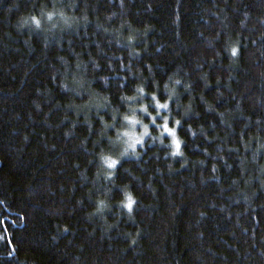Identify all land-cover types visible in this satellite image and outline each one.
I'll list each match as a JSON object with an SVG mask.
<instances>
[{
  "label": "trees",
  "instance_id": "16d2710c",
  "mask_svg": "<svg viewBox=\"0 0 264 264\" xmlns=\"http://www.w3.org/2000/svg\"><path fill=\"white\" fill-rule=\"evenodd\" d=\"M0 264H264V0H0Z\"/></svg>",
  "mask_w": 264,
  "mask_h": 264
},
{
  "label": "snow or ice",
  "instance_id": "6c2138e0",
  "mask_svg": "<svg viewBox=\"0 0 264 264\" xmlns=\"http://www.w3.org/2000/svg\"><path fill=\"white\" fill-rule=\"evenodd\" d=\"M33 22L36 23L37 25H39V21L36 20L35 17H33ZM232 55H233V56H236V55H237V49H236V48H232ZM176 123L179 124L180 121H177ZM164 130H165L167 133H169V135H172L173 137H175V130L172 129V128H169V127L167 126V124L164 125ZM137 143H141V141L139 140ZM174 143H176V144H177V148H179V143L176 142L175 140H174ZM117 163H118L117 161L112 160V161L109 162L108 167H109V168H114V167L117 166ZM127 199H128V202H127L124 206H125L130 212H131V211L133 210V204H134L135 202L132 200L131 196H128ZM65 231H67V229H65Z\"/></svg>",
  "mask_w": 264,
  "mask_h": 264
},
{
  "label": "clouds",
  "instance_id": "9594fccd",
  "mask_svg": "<svg viewBox=\"0 0 264 264\" xmlns=\"http://www.w3.org/2000/svg\"><path fill=\"white\" fill-rule=\"evenodd\" d=\"M157 107L158 108H166L167 107V104L165 103V104H157ZM167 118L165 117V120H166ZM132 123H136V121L135 120H132L131 121ZM144 134H147V125H145V128H144V133H142L141 135H144ZM125 135H128L127 133H125ZM130 139H132L133 140V143L132 144H130L129 146L131 147V146H134V144L135 143H137L139 140H140V137H130ZM175 140V137H173V141Z\"/></svg>",
  "mask_w": 264,
  "mask_h": 264
}]
</instances>
